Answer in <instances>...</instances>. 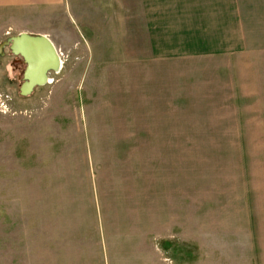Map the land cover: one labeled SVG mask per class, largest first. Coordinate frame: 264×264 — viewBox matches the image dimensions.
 <instances>
[{
    "label": "rangeland",
    "instance_id": "obj_1",
    "mask_svg": "<svg viewBox=\"0 0 264 264\" xmlns=\"http://www.w3.org/2000/svg\"><path fill=\"white\" fill-rule=\"evenodd\" d=\"M80 1L0 10V45L44 33L62 63L21 96L1 50L0 264H264V0H233L231 65L192 94L133 37L147 0Z\"/></svg>",
    "mask_w": 264,
    "mask_h": 264
},
{
    "label": "crops",
    "instance_id": "obj_2",
    "mask_svg": "<svg viewBox=\"0 0 264 264\" xmlns=\"http://www.w3.org/2000/svg\"><path fill=\"white\" fill-rule=\"evenodd\" d=\"M93 1L89 0L91 6ZM111 1L119 8L120 0L118 3L116 0ZM126 1L128 10L129 4L128 0ZM80 2L83 5L84 0ZM147 2L149 5L146 6L145 12L133 15L134 21L138 22L134 24L133 37L136 40L143 38L145 45H152L155 54L160 52L165 63L179 61L176 63L179 64V76L192 77L200 72V69L204 70V66L210 62L214 65L215 62L219 65L223 63L224 69L226 63L228 66L231 65L233 50L237 49L232 37L235 8L233 0H147ZM62 3L64 0H0V10L14 9L25 12L27 9L38 11L40 8H46L55 11ZM95 4L96 6L93 5L97 12L103 11L99 4ZM125 21L128 24L129 19ZM209 67L210 65L205 69L210 70ZM191 83L196 85L191 86L188 82L187 86H180L182 91L191 94L197 92L199 80L194 82L192 77ZM209 87L207 89H210Z\"/></svg>",
    "mask_w": 264,
    "mask_h": 264
},
{
    "label": "water",
    "instance_id": "obj_3",
    "mask_svg": "<svg viewBox=\"0 0 264 264\" xmlns=\"http://www.w3.org/2000/svg\"><path fill=\"white\" fill-rule=\"evenodd\" d=\"M7 48L9 53L20 59L23 65L21 96L30 95L35 88L48 82L47 75L56 72L59 56L49 39L44 35L19 33L0 45V51Z\"/></svg>",
    "mask_w": 264,
    "mask_h": 264
},
{
    "label": "bare ground",
    "instance_id": "obj_4",
    "mask_svg": "<svg viewBox=\"0 0 264 264\" xmlns=\"http://www.w3.org/2000/svg\"><path fill=\"white\" fill-rule=\"evenodd\" d=\"M59 65H58V67H57V69H56V72L57 73H59L60 72V70H61V67H62V63H61V60H60V58H59V63H58Z\"/></svg>",
    "mask_w": 264,
    "mask_h": 264
},
{
    "label": "flooded vegetation",
    "instance_id": "obj_5",
    "mask_svg": "<svg viewBox=\"0 0 264 264\" xmlns=\"http://www.w3.org/2000/svg\"><path fill=\"white\" fill-rule=\"evenodd\" d=\"M3 56V52L2 51H0V56ZM16 63H18L19 65H21V63H20V59L18 60V61H15Z\"/></svg>",
    "mask_w": 264,
    "mask_h": 264
},
{
    "label": "built area",
    "instance_id": "obj_6",
    "mask_svg": "<svg viewBox=\"0 0 264 264\" xmlns=\"http://www.w3.org/2000/svg\"><path fill=\"white\" fill-rule=\"evenodd\" d=\"M56 53H57V55H58L59 58H60L61 52L56 50Z\"/></svg>",
    "mask_w": 264,
    "mask_h": 264
}]
</instances>
